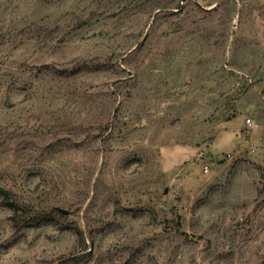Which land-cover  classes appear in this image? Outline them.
Segmentation results:
<instances>
[{"label":"rangeland","instance_id":"1","mask_svg":"<svg viewBox=\"0 0 264 264\" xmlns=\"http://www.w3.org/2000/svg\"><path fill=\"white\" fill-rule=\"evenodd\" d=\"M0 264H264V0H0Z\"/></svg>","mask_w":264,"mask_h":264},{"label":"built area","instance_id":"2","mask_svg":"<svg viewBox=\"0 0 264 264\" xmlns=\"http://www.w3.org/2000/svg\"><path fill=\"white\" fill-rule=\"evenodd\" d=\"M249 122H250V119H247V123H249ZM241 156H242L241 153L237 152V151L236 152H230L227 155L229 160L236 159V158L241 157ZM201 166H202V169L204 172H207L209 170V164L208 163H203Z\"/></svg>","mask_w":264,"mask_h":264}]
</instances>
